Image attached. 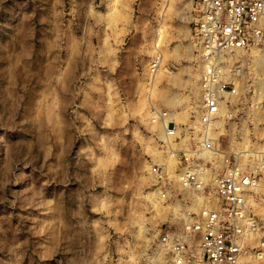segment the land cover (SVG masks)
<instances>
[{"label":"rangeland","instance_id":"1","mask_svg":"<svg viewBox=\"0 0 264 264\" xmlns=\"http://www.w3.org/2000/svg\"><path fill=\"white\" fill-rule=\"evenodd\" d=\"M191 5L0 0V264H175L159 229L182 235L208 191L175 182L181 194L161 197L150 164L174 173L177 141L160 140L162 123L150 110L183 111L198 101L203 63ZM159 49L166 71L152 74ZM176 49L180 60L167 59ZM254 50L240 53L239 65L244 86L263 91L264 62ZM161 95L181 102L167 105ZM244 106L234 136L241 129L245 138L229 140L264 151V117ZM256 192L250 207L263 215L264 189ZM239 264L264 257L247 251Z\"/></svg>","mask_w":264,"mask_h":264},{"label":"built area","instance_id":"2","mask_svg":"<svg viewBox=\"0 0 264 264\" xmlns=\"http://www.w3.org/2000/svg\"><path fill=\"white\" fill-rule=\"evenodd\" d=\"M193 12L195 44L203 63L198 109L181 131L168 119L169 111L150 110L152 122L167 123L169 139L174 137L180 143L189 133L190 143L170 148L177 161L174 173L156 162L150 164V172L156 176L161 197L178 190L175 182L208 191V196L203 208L194 212L195 218L184 219L182 235L175 237L172 231L159 229V239L169 245L175 264H239L247 251L264 257V214H255L249 199L264 172V151L225 141V133H218L216 123L221 117L235 120V109L244 105L261 110L264 117V90L252 84L247 89L252 92L249 99H243L238 58L248 50H264V0H194ZM162 61L158 52L151 62L152 74L162 67ZM237 138H242L240 132ZM255 155L259 156L257 163ZM195 234L200 237L198 246Z\"/></svg>","mask_w":264,"mask_h":264},{"label":"crops","instance_id":"3","mask_svg":"<svg viewBox=\"0 0 264 264\" xmlns=\"http://www.w3.org/2000/svg\"><path fill=\"white\" fill-rule=\"evenodd\" d=\"M193 7H194V0H192V5H191V13H190V15H191V24L192 25H190V27H191V29H192V35L194 34V25H193V23H194V12H193ZM194 37H195V35H194ZM195 47H196V44H195ZM179 49V48H178ZM178 49H176L177 51H178ZM196 50H197V47H196ZM254 50V49H253ZM175 51V50H174ZM158 52H161L162 53V51H161V49H159V51ZM253 53V52H252ZM169 55L167 56V59L170 57V58H174L175 60L177 59V60H180V57H179V51H178V53L177 54H174L173 52H169L168 53ZM253 55H254V53H253ZM162 56H163V53H162ZM181 56V55H180ZM255 56V55H254ZM256 58V57H255ZM255 60V59H254ZM163 62H164V57H163V61H162V64H163ZM169 63V62H168ZM170 65H172V66H174V64H172V63H170ZM160 70H162V71H166V68H163V67H161L160 69H159V71ZM182 72V71H181ZM201 72H202V70H201ZM149 74H151L150 72H149ZM201 74V73H200ZM199 82H200V80H199ZM250 87V85H248V87L247 86H244V83H243V78L241 77V89H240V92L242 93V96H243V99L244 100H247V99H249V97H245V95L248 93L247 91V89ZM165 96V95H164ZM167 98H169L170 99V103H168V102H166L163 98H162V95H161V101H163L164 103H166L167 105H170V106H175L177 103H180L181 102V98H173V97H168V96H166ZM200 100H201V88H200V95H199V98H198V101L196 102V104L195 105H191L190 107H186V109L185 110H180V111H171V113H169V117H168V119H171L172 121H174L179 127H180V131L183 129L182 128V126L184 125V124H187V123H189V121L191 120V117H192V113H193V111L194 110H197L198 109V104L200 103ZM172 101V102H171ZM182 105H184V104H180L178 107H183ZM248 106V108L250 107L253 111H259L260 113H261V115L263 116V113H262V111L261 110H259V109H257V108H255V107H252V106H250V105H247ZM153 107H155V108H158V107H156V106H153ZM152 107V108H153ZM246 106H243V109L245 108ZM151 108V109H152ZM188 108H190V110H189V115H188V113H186L185 111H187L188 110ZM159 109V108H158ZM174 109H177V107H175ZM226 110V105L223 107V111H222V114L224 113V111ZM239 112V108H237V109H235V113H238ZM181 116H184L185 117V119H180V117ZM150 119H151V117H150ZM181 120V121H180ZM218 122L216 123V125L217 124H219L220 126H221V128L223 129L222 131H224V133H225V135H224V139H225V141H230V143H232L231 142V140H229V137L228 136H230V135H232L231 137H234V139H236L237 137H238V133L240 132V135L242 136V137H244L245 138V136H244V132L240 129V130H238L237 129V133H236V136H234V132H235V126H236V121L235 120H227V119H225L224 117H221V118H219L218 120H217ZM161 123H163L162 121H160ZM161 131H162V129H161ZM221 131V132H222ZM168 136L166 133L164 134L163 133V131H162V137H160V140L162 141V142H164V141H166V142H164V143H169L170 141L168 140V138L166 137V136ZM184 135V134H183ZM187 138V139H186ZM171 140V139H170ZM190 143V135H189V133H185V137L183 138V140L179 143L178 141H177V145L176 146H180V145H188ZM172 147H174L173 145H172ZM171 148V147H170ZM170 153V152H169ZM179 184V183H178ZM180 185V184H179ZM264 189V183H263V181L261 182V184L257 187V189H256V191H258V190H263ZM178 191V193H179V190H177ZM255 191V193H257ZM180 194V193H179ZM204 204V203H203Z\"/></svg>","mask_w":264,"mask_h":264},{"label":"bare ground","instance_id":"4","mask_svg":"<svg viewBox=\"0 0 264 264\" xmlns=\"http://www.w3.org/2000/svg\"><path fill=\"white\" fill-rule=\"evenodd\" d=\"M169 8L170 9H172V8H174V9H176V10H179L178 8H177V6H175V4H173V3H170V6H169ZM160 33H163V30H160ZM163 36H164V34H160L159 35V42L160 41H162V39H163ZM159 43H157V45H158ZM256 53H257V55H258V58H257V63L261 66L262 64H263V62H264V50H259V49H257V50H254ZM162 54V53H161ZM180 118H185L184 116H181ZM167 123H165V122H163L162 123V129H163V133L165 134H167ZM166 136V135H165ZM167 138H168V140L170 141V139H169V136H166ZM169 144H171L170 142H169ZM171 146V148H172V144L170 145Z\"/></svg>","mask_w":264,"mask_h":264}]
</instances>
